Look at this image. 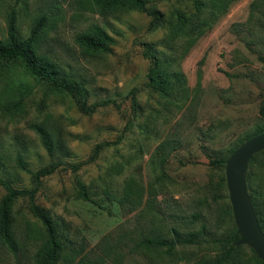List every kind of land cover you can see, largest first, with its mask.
Here are the masks:
<instances>
[{"label":"rangeland","instance_id":"obj_1","mask_svg":"<svg viewBox=\"0 0 264 264\" xmlns=\"http://www.w3.org/2000/svg\"><path fill=\"white\" fill-rule=\"evenodd\" d=\"M217 1L148 0V9L158 8L162 17L152 27L147 10L102 13L91 0H0V39L12 9L21 36L46 16L38 53L82 82L90 104L114 100L87 113L21 61L0 64V175L16 187H37L34 202L59 219L68 238L58 264H194L221 252L219 239L236 225L226 177L220 180L225 164L210 159L264 124V62L258 58L264 54V0H230L223 7ZM178 14L210 21L187 50L185 33L175 26ZM96 25L112 36L111 51L88 52L77 42L78 33ZM144 43L180 72L186 98L180 90L162 95L148 87L152 61ZM38 126L50 133L53 154ZM163 139L173 145L161 160L156 153ZM18 155L34 171L57 167L38 184ZM89 159L77 170L71 164ZM246 172L247 192L264 212V154ZM79 182L90 199L79 194ZM4 193L0 184V202ZM32 202L24 195L15 200L18 250L0 240V264L35 263L44 227ZM172 225L198 231L200 241L141 248L142 237L170 236ZM238 246L225 264H253L249 247Z\"/></svg>","mask_w":264,"mask_h":264},{"label":"trees","instance_id":"obj_2","mask_svg":"<svg viewBox=\"0 0 264 264\" xmlns=\"http://www.w3.org/2000/svg\"><path fill=\"white\" fill-rule=\"evenodd\" d=\"M229 1L230 0H226V2L224 1L225 4H223V0H218L215 5L217 7H223ZM91 2L102 13L124 8L142 11L147 10L152 15V27H157L162 21L161 13L158 8L153 7L148 9V0H91ZM195 3L199 10L201 2L199 1V3ZM213 15L214 13L212 12V16ZM216 15H214V17ZM46 21L47 17L42 15L34 22L31 32H29L26 36H21L19 33L20 28L18 23V13L16 9H12L9 14L7 36L4 39H0V64L4 65L8 62L21 61L29 73L46 82L48 81L49 86L52 89L72 95L77 101L79 108L84 112L92 113L97 110L98 106L113 102L114 100L112 98H104L90 104L87 91L82 82L78 81L77 78L64 73L47 55H40L38 53V42L41 38V34L43 33ZM202 24H210V21L206 18L201 21L199 20V16L198 18H191L182 16L181 14L177 15L175 26H178V29H181L187 38L185 50H187L193 40L202 33ZM186 25L189 26L185 28ZM76 40L79 45H81L82 48L88 52H109L112 50L110 43L113 41V38L110 33L100 25L94 26L90 31L78 33L76 35ZM144 44L145 53L152 61L148 72V87H152L162 95H168L172 91L178 92L180 90L181 96L186 98L185 88L183 86L184 79L181 78L180 72L167 68L168 60L165 58V54H163L162 57H159L158 52L152 44ZM185 52L186 51H184V54ZM258 58L264 62V54H258ZM199 84L200 70L198 71L197 76V85ZM181 85L183 86L182 89L178 88ZM130 93L132 96L134 95L133 91H130ZM37 129L43 146L46 147L51 154H53L54 146L50 133L46 130L45 126H38ZM263 130L264 124H258L250 133H247L243 137L237 139V142L234 145H231L226 153L215 154V156L210 159L211 164L223 167L226 158L240 143ZM172 145L173 144H171L170 141L164 139L158 142L156 154L160 156L161 160L165 158V155L168 153V150L172 148ZM98 146H100V144H98ZM97 153L98 149L96 150V155ZM259 154H264V149L252 155L247 168ZM17 159L19 165L25 169V171L31 173L34 181L38 184L41 182L42 177H45L55 171L57 167L56 163L34 171L28 167L23 156L18 155ZM90 160L91 159L71 164L77 170ZM220 180L222 183L225 182V176L223 173L221 174ZM246 181L249 182L248 172H246ZM0 184L5 189V193L1 197L2 199L0 202V240L10 249H13L14 251L18 250L13 204L19 196H28L33 201L31 204L32 213L41 221L44 227V236L37 247L38 250L35 254L34 264H58L62 252L65 249L64 247L66 246L64 240L68 237L67 234L63 233V230L60 227L59 219L51 214L48 209L46 210L44 207L34 202L37 187L31 189L16 187L11 179L5 178L1 175ZM79 185V194L83 198L90 199L81 182H79ZM247 188H249V184H247ZM130 195V192L125 193L128 200H131L129 197ZM249 197L251 198L258 221L264 231V212L260 209L253 193L250 192ZM169 231L170 236L155 234L142 237L140 240L141 248L150 249L164 246L167 249H172L175 245L193 244L200 241V233L195 230L182 232L176 225H172ZM238 239L239 235L236 227H234L225 237L219 239L222 246L220 253H217L212 257H203L194 264H225L226 261L228 262L229 259L232 258L234 254L233 252L238 250L239 246L235 244ZM250 251L253 264H264V260L261 259L253 249H250Z\"/></svg>","mask_w":264,"mask_h":264},{"label":"water","instance_id":"obj_3","mask_svg":"<svg viewBox=\"0 0 264 264\" xmlns=\"http://www.w3.org/2000/svg\"><path fill=\"white\" fill-rule=\"evenodd\" d=\"M264 149V130L240 143L225 161L227 193L239 239L264 260V231L246 185V170L253 154Z\"/></svg>","mask_w":264,"mask_h":264}]
</instances>
